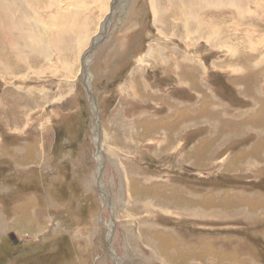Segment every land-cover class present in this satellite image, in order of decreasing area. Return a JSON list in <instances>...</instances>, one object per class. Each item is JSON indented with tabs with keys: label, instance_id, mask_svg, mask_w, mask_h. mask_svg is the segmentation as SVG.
Segmentation results:
<instances>
[{
	"label": "rangeland",
	"instance_id": "1",
	"mask_svg": "<svg viewBox=\"0 0 264 264\" xmlns=\"http://www.w3.org/2000/svg\"><path fill=\"white\" fill-rule=\"evenodd\" d=\"M173 1L155 24L153 1L130 0L104 31L108 2L88 0L61 59L7 60L0 264H264V0L175 21Z\"/></svg>",
	"mask_w": 264,
	"mask_h": 264
},
{
	"label": "bare ground",
	"instance_id": "2",
	"mask_svg": "<svg viewBox=\"0 0 264 264\" xmlns=\"http://www.w3.org/2000/svg\"><path fill=\"white\" fill-rule=\"evenodd\" d=\"M87 1L88 0H0V76H5L6 70L14 72V68L16 66H14L12 62H11L12 64L9 65L10 63L9 64L7 63V60L9 59L17 58L18 60H26L29 57V55H32L33 59H35V56H39V57L45 56L46 59H51L52 56L55 55V50H54L55 47L56 49L59 50V59H61L60 58L62 55L61 50H66L68 48L67 45H66L67 47H65L63 44V42H65L63 37H67L68 29L69 31L71 30L74 34L76 32L75 30L73 31L71 29L73 28L72 26H70L71 28L69 27L67 30L66 27L68 25H73V24L75 26L83 25L85 27L86 24L88 25L91 23V21L85 20L86 12L88 8L84 5L85 3L82 4L83 2H87ZM151 1L155 3L154 6L152 3V6L154 7L156 12L155 14L156 17L154 21V23L156 24L157 21L158 22L161 21V18L164 17L166 13L161 14L159 12L158 7L161 8L160 5L162 4L159 5L158 2H156L158 0H151ZM205 1L209 2L210 0H174L171 3V4H176V12H175L176 15L174 14L176 18H173L174 21L184 19V11L182 9L177 10V5L185 6V9H188L187 12H190L194 10L193 7H195L196 3L205 2ZM110 2L111 0H104V4L105 3L107 4L105 12L110 10ZM81 6L84 8L86 7L85 8L86 11H84V9L83 11H81L80 9L82 8ZM71 7H74L75 10H72ZM39 11H42L41 13H44L46 16L41 15V13L39 14ZM97 29L99 28L97 27ZM213 30L214 27L213 28L211 27L209 32H213ZM97 32L98 31L96 30L94 36H92L91 41L90 38H88V42H90L89 47L87 46L86 52H83L86 56L88 55L86 57L87 60L91 56V53L94 52V50H92L94 45L96 44L97 46L100 43L99 41H102L103 37L99 38L100 35L98 36ZM214 32L216 33L215 30ZM188 33H190V30ZM86 38L87 36L83 41L86 42ZM182 38L185 39V37ZM75 39L76 40L74 41V46L76 45V43L79 42V35ZM83 41L80 43L79 46L85 44ZM83 53L81 57L84 55ZM35 60L38 62V64H42L39 58H36ZM14 62H15L14 64H16V61ZM52 63L55 64V62ZM57 64L58 66L62 65L65 71L71 69V65L68 61L65 63L59 62ZM24 65L27 68L29 67L31 68L32 62ZM58 66H55V68H58ZM199 71H202V69H200ZM199 71H197L198 74ZM43 73H45L44 70ZM202 80H204L203 76H202ZM188 84L189 86L193 87L191 83ZM30 86L31 85L29 84L26 87H29V89L32 90Z\"/></svg>",
	"mask_w": 264,
	"mask_h": 264
},
{
	"label": "water",
	"instance_id": "3",
	"mask_svg": "<svg viewBox=\"0 0 264 264\" xmlns=\"http://www.w3.org/2000/svg\"><path fill=\"white\" fill-rule=\"evenodd\" d=\"M129 2H130V0H113V1L111 2L110 12L108 13V15H107V17H106V20L104 21V22H105V23H104V25H105V30H104V31H107V25L109 24L110 20L114 17V14H115V11H116V10H120V11L123 12V13H126V12H127V7H128V5H129ZM108 26H109V25H108ZM105 33H106V32H104L103 34H105ZM84 62H86V61H84ZM85 69H86V68H85ZM86 88H87L88 93L90 94V96L93 97L92 88L87 87V84H86ZM93 101H94L93 103H95L96 106L98 107V104H97V102H96V99H94ZM98 112H99V109L97 108V115H96V116H98ZM96 118H97V122H96V124H97V126L99 127V126H100V124H99V119H98V117H96ZM99 129H100V127H99ZM98 132H100V131L98 130ZM99 134H100V133H99ZM112 214H114V212H113ZM112 219H113V221H114V216H112ZM114 227H115V224H114V222H113V223H112V228L109 229V230H110V233H109L108 242L111 241V238H112V236H113V234H114V232H115Z\"/></svg>",
	"mask_w": 264,
	"mask_h": 264
},
{
	"label": "crops",
	"instance_id": "4",
	"mask_svg": "<svg viewBox=\"0 0 264 264\" xmlns=\"http://www.w3.org/2000/svg\"><path fill=\"white\" fill-rule=\"evenodd\" d=\"M134 122H135V121H134ZM143 124H144V122H143L140 126L144 129L145 127H143ZM146 125L149 126V123L147 122ZM136 127H139L138 124H136ZM142 128H140V129L142 130ZM144 130H147V129L145 128ZM186 163H187V162H186ZM186 163H185V164H186ZM129 184H130V186H129V191H130V194H131V198H133L132 193H131L132 184L130 183V180H129ZM142 191H143V190H142ZM133 192H134V191H133ZM141 194H142V196L147 197L148 195H146V194H149V193L146 192V191H143ZM163 214H164V215H167V216H170V215H173L174 213L171 214V213H165V212H163ZM121 225H122V224H121ZM121 225H120V226H121ZM165 229L168 231V233H169V232H170V233L174 232V228H171V229H170V228H165ZM118 230H119V231H122V230H120L119 228H118ZM119 231H118V232H119ZM162 231H165V230H162ZM167 231H166V232H167ZM172 234H173V233H172ZM164 235H166V234H164ZM166 236L169 237V235H166ZM167 244H169L168 241H167ZM121 257H122L123 259H125V258L127 259V257H126L125 255H122Z\"/></svg>",
	"mask_w": 264,
	"mask_h": 264
}]
</instances>
